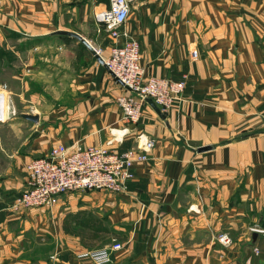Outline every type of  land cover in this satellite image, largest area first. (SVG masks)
Wrapping results in <instances>:
<instances>
[{
  "label": "crops",
  "instance_id": "crops-1",
  "mask_svg": "<svg viewBox=\"0 0 264 264\" xmlns=\"http://www.w3.org/2000/svg\"><path fill=\"white\" fill-rule=\"evenodd\" d=\"M101 4L0 0V38L57 46V81L68 82L52 109L36 99L40 109L29 112L39 121L26 120L20 148L0 153V264H90L77 255L113 243L122 248L109 264H264V0H131L125 29L145 75L188 78L165 119L147 102L137 124L124 123L117 104L128 90L60 33L108 57L119 43L95 20ZM139 135L155 147L125 193H68L53 210L14 204L27 165L53 147L112 141L125 151Z\"/></svg>",
  "mask_w": 264,
  "mask_h": 264
},
{
  "label": "built area",
  "instance_id": "built-area-1",
  "mask_svg": "<svg viewBox=\"0 0 264 264\" xmlns=\"http://www.w3.org/2000/svg\"><path fill=\"white\" fill-rule=\"evenodd\" d=\"M95 12L99 26L122 44L111 47L108 57H103L110 72L128 90L117 98L122 120L126 124H137L143 118L144 107L150 99L163 113L168 114L183 100L187 76L175 81L169 78L146 76L140 63V45L128 37L125 25L131 13V0H103ZM117 41V43H118ZM101 55V51L97 50ZM96 145H58L44 157L33 159L27 165L28 186L17 197L15 205L21 209L56 208L63 195L82 191H106L122 194L127 191L134 178L136 164L146 162L155 147V140L139 135L135 144L125 151ZM225 245L231 244L227 234L219 237ZM120 243H113L94 250L81 252L79 260L90 264H109L112 253L120 250Z\"/></svg>",
  "mask_w": 264,
  "mask_h": 264
},
{
  "label": "rangeland",
  "instance_id": "rangeland-1",
  "mask_svg": "<svg viewBox=\"0 0 264 264\" xmlns=\"http://www.w3.org/2000/svg\"><path fill=\"white\" fill-rule=\"evenodd\" d=\"M96 1L105 3L103 0ZM24 40L25 37L0 38V93L2 94L0 103L8 101L11 111L14 112L10 120L0 118V153L2 154L20 148L28 135L25 129L26 120L20 118V113H30L29 111H34L37 106L40 109L38 104L41 103L36 100L39 98L45 103L42 109L48 111L52 109L50 104L57 98H63L68 91V82L65 79L62 82L57 81L60 74L57 67V46L45 47L44 43ZM112 40L116 39L112 37ZM104 43L108 45L110 42ZM118 43L122 44L120 41ZM36 46H43L45 49L44 51L35 49ZM42 53L50 55L49 61L40 60ZM2 156L4 155L0 154V171L7 163ZM86 192L93 191L78 193Z\"/></svg>",
  "mask_w": 264,
  "mask_h": 264
},
{
  "label": "water",
  "instance_id": "water-1",
  "mask_svg": "<svg viewBox=\"0 0 264 264\" xmlns=\"http://www.w3.org/2000/svg\"><path fill=\"white\" fill-rule=\"evenodd\" d=\"M60 33L61 34H66V35H70V36H74V37L78 38L79 40H81L89 48V50L97 57V59L100 61V63L103 64L107 68L103 57L90 44V42L87 41L86 39H84L81 35H79L78 33H75V32H64V31H61ZM111 74L114 76V74L112 72H111ZM147 102L151 103V105L154 107V109L156 110V112L158 113V115L162 119H165L167 117V114L163 113L161 111V109L156 104H154V102L152 100L149 99ZM19 116H20V118L25 119V120H29V121H33V122H38L39 121V116L37 114L20 113ZM209 149H212V148L211 147H203V148H199L198 151L199 152H203V151H207Z\"/></svg>",
  "mask_w": 264,
  "mask_h": 264
},
{
  "label": "bare ground",
  "instance_id": "bare-ground-1",
  "mask_svg": "<svg viewBox=\"0 0 264 264\" xmlns=\"http://www.w3.org/2000/svg\"><path fill=\"white\" fill-rule=\"evenodd\" d=\"M1 95L2 94L0 93V97H1ZM11 109L12 108L10 107V104L8 101L5 100V101L1 102L0 103V118H5L7 120H10L12 113H14L11 111Z\"/></svg>",
  "mask_w": 264,
  "mask_h": 264
}]
</instances>
